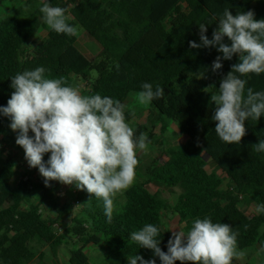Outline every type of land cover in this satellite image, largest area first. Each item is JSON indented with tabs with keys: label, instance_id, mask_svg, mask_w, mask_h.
I'll use <instances>...</instances> for the list:
<instances>
[{
	"label": "trees",
	"instance_id": "1",
	"mask_svg": "<svg viewBox=\"0 0 264 264\" xmlns=\"http://www.w3.org/2000/svg\"><path fill=\"white\" fill-rule=\"evenodd\" d=\"M52 6L67 9L70 25H80L101 47L98 61L89 60L77 47L76 36L57 34L49 29L39 11L42 2L28 16L19 10L0 19V106H6L13 89L11 79L17 73L43 66L47 78H63L73 86L74 79L95 72V80L82 94H100L123 103L130 94L142 90L144 82L164 89L162 98L149 107L157 115L160 133L168 123L175 124L186 137L179 149H168L165 160H153L145 168V176L135 181L124 193V203L107 219L103 201L84 191L89 203L82 214L72 218L65 234L77 238L78 247L71 249L69 264H89L86 247L103 248L102 264H128L135 255L155 259L150 249L141 248L130 234L146 224L160 229L157 239L167 251L172 233L162 229V213L174 211L183 231L187 232L196 218L227 223L239 232L241 250L264 245V214L247 215V202L264 203V152L252 145L264 139V115L258 121L245 122L247 134L239 145L225 144L215 133L212 115L215 105L211 94L203 91L209 85L219 87L220 80L238 63V56L223 60L218 72L211 65L219 53L215 47L190 48L189 42L201 43L199 24L209 23L205 35L209 39L217 27L212 17L224 8L233 15L252 10L257 20L264 19V0H47ZM40 29L46 36L34 50L26 45ZM225 42L230 41L225 37ZM254 91L264 90V74L243 77ZM128 120V114H125ZM10 118L0 114V264H28L35 256L44 264V254L34 246H47L52 254L63 246L66 238L58 234V226L71 213L69 204H60L56 195L57 181L46 187L39 174L35 183L29 179L12 184L17 155L23 148L16 144L18 132L10 128ZM138 137L146 133L150 143L155 134L147 126L135 129ZM32 135V133H29ZM50 154H45V162ZM205 159L211 160L223 173L228 184L216 173L203 175ZM158 184L180 188L174 206L159 191L147 193L144 186ZM74 187V186H72ZM40 194V200L31 202ZM27 205V207L25 206ZM54 212V220L45 218L41 207ZM247 226V227H245ZM264 257V254H262ZM137 264H140L138 261ZM179 264V262H177ZM244 264H256L248 258ZM264 264V262L262 263Z\"/></svg>",
	"mask_w": 264,
	"mask_h": 264
},
{
	"label": "clouds",
	"instance_id": "2",
	"mask_svg": "<svg viewBox=\"0 0 264 264\" xmlns=\"http://www.w3.org/2000/svg\"><path fill=\"white\" fill-rule=\"evenodd\" d=\"M39 11L50 30L57 34L79 35L78 26L70 25L67 9L52 6L42 0ZM217 27L209 39L205 33L209 23L199 24L201 43L190 41L193 49L215 47L219 53L211 65L216 73L223 60L239 62L222 77L217 88L214 84L203 89L218 91L211 94L214 104L212 120L215 133L225 144L239 145L247 134L245 122L258 121L264 115V90L254 91L243 77L264 74V19L257 20L252 10L233 15L229 8L214 14ZM225 37L229 43L225 42ZM43 66L17 73L11 79L13 89L0 114L10 118V128L18 132L16 144L23 148L30 168H36L46 187L51 181L74 186L102 200L109 220L115 210V198L133 185L138 167V152H146L150 143L146 133L138 137L127 121L126 105L119 100L100 94L84 95L78 87L69 86L63 78H47ZM135 100L147 106L162 98L164 89L144 82ZM32 133L30 135L29 133ZM256 152H264V139L252 145ZM45 154H50L45 162ZM90 202V201H89ZM88 202V203H89ZM83 204H77L75 211ZM257 214H264V203L255 206ZM247 227V226H245ZM167 251L157 239L160 229L146 224L132 232L130 239L141 248L150 249L161 264H233L243 260L246 250L238 246L239 232L227 223H214L211 218H196L187 232L171 231ZM264 254V245L256 256ZM128 264H156L155 259L145 260L135 255L127 258Z\"/></svg>",
	"mask_w": 264,
	"mask_h": 264
},
{
	"label": "rangeland",
	"instance_id": "3",
	"mask_svg": "<svg viewBox=\"0 0 264 264\" xmlns=\"http://www.w3.org/2000/svg\"><path fill=\"white\" fill-rule=\"evenodd\" d=\"M42 2V0H0V19L5 16L12 14L16 10H19L24 16H28L31 14L35 8ZM71 18L68 17V21L70 22ZM79 27L80 32L77 38V47L78 49L89 59L92 61H98V56L100 54L99 45L94 42L84 31V29L80 25H76ZM46 29H40L38 34L34 39H32L27 45L28 50H34L37 45L43 40L46 36ZM95 80V72L88 73L84 78L74 79L73 86L78 87L81 90V93L84 90H88L91 84ZM130 97H135L132 94ZM126 112L128 114V122L130 126L134 129L139 125L147 126L149 131H152L155 134V138L148 145V149L146 152H138V160L139 164L136 168V180L141 182L143 179L139 178V176H145V168L153 161L159 160L164 161L165 155L164 153L168 149H179L185 142L186 137L181 135L178 132L175 124H171L170 128L167 129L165 134L160 133V123L157 119V115L154 111H152L149 105L144 106L140 105L136 100H127L125 103ZM16 155V168H15V177L12 180V184L16 185L19 180L29 179L32 183H35L38 178V173L36 168H30L25 159L24 152L14 148L13 150ZM206 166L203 170V175L207 176L210 173H216L219 175L222 180V189L226 188L228 184L227 177L221 173V171L217 168V166L209 159H205ZM144 190L147 193H155L159 191L163 198H165L171 206H174L178 195L181 193V189L176 188H166L160 186L158 184H147L144 186ZM56 195L60 200V204H69L71 206V213L67 215L59 222V225H55V229L58 234H62L65 236L66 240L62 247L58 249V252L54 255L50 251V249L45 247H40L35 245L34 249L38 253L44 252V264H69L68 257H70V251L73 248L78 247V241L76 237L68 236L65 234V230L72 225V218H75L82 214L84 206L89 201L88 197L84 195V191H80L75 187L58 184L56 186ZM32 203H37L40 200V194L36 193L32 196ZM124 203L123 195H118L115 198V209H118ZM77 204H83L80 208L73 211L72 209ZM27 207V205H25ZM42 214L45 218L50 220H54L56 215L54 212H51L47 205L41 207ZM244 211L247 215L256 214L255 206L251 202H247ZM162 229L166 232H171L173 230H183V224L179 222V218L174 211L163 212L162 213ZM258 247L250 248L247 251V255L243 260L234 261L233 264H243L245 261L250 258L256 264H262L264 262V257L261 255L260 257L256 256V251ZM102 252L103 248L100 246L90 245L86 247L85 254L89 257V264H102ZM30 264H39L38 260L35 256L34 260Z\"/></svg>",
	"mask_w": 264,
	"mask_h": 264
},
{
	"label": "crops",
	"instance_id": "4",
	"mask_svg": "<svg viewBox=\"0 0 264 264\" xmlns=\"http://www.w3.org/2000/svg\"><path fill=\"white\" fill-rule=\"evenodd\" d=\"M94 41V40H93ZM95 42V41H94ZM98 44V43H97ZM99 45V44H98ZM99 47H100V45H99ZM100 49H101V47H100ZM132 94H130L128 97H127V99L123 102V103H125L127 100H135V97H130ZM171 124H173L172 122H169L168 123V128L167 129H169L170 128V126H171ZM31 202H32V200H31ZM52 212V211H51ZM70 215V214H69ZM62 247V246H61ZM58 252V250L56 251V253ZM43 254H44V252H42ZM44 257H45V254H44ZM34 260V259H33ZM32 260V261H33ZM68 260H69V257H68ZM31 261V262H32ZM31 262H29L28 264H30ZM244 264V263H243Z\"/></svg>",
	"mask_w": 264,
	"mask_h": 264
}]
</instances>
